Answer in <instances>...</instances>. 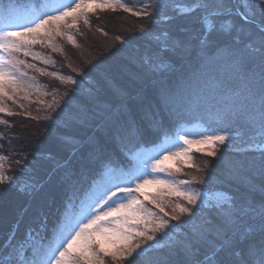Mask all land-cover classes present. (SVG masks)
<instances>
[{
    "label": "trees",
    "instance_id": "trees-1",
    "mask_svg": "<svg viewBox=\"0 0 264 264\" xmlns=\"http://www.w3.org/2000/svg\"><path fill=\"white\" fill-rule=\"evenodd\" d=\"M13 1L45 0L0 5ZM117 4L131 11L96 8L63 29L59 49L34 44L50 59L30 71L46 94L0 112V157L12 178L0 183V262L6 249L30 255L49 239L74 195L104 167H125L140 146L199 121L232 135L216 156L193 151L194 166H183L180 178L221 200L189 205L171 197L170 210L181 216L173 239L133 264H240L241 252L261 241L264 148L246 146L261 142L264 32L235 13L233 0ZM236 4L262 24L264 0ZM176 204L194 213L181 214ZM105 264L125 261L106 257Z\"/></svg>",
    "mask_w": 264,
    "mask_h": 264
},
{
    "label": "snow or ice",
    "instance_id": "snow-or-ice-1",
    "mask_svg": "<svg viewBox=\"0 0 264 264\" xmlns=\"http://www.w3.org/2000/svg\"><path fill=\"white\" fill-rule=\"evenodd\" d=\"M112 6L108 3L97 4L95 0H73L71 5L53 6L55 11L47 5H41L30 15L16 14L11 9L5 8L4 30H0V98L13 99L15 93L31 87L25 80L27 73L21 70V65L28 68L33 65L19 60L16 53L23 52L24 56L32 55L30 52L32 45L38 42L50 43L54 38L53 33L55 35L64 34L61 30V22L69 17L73 20L71 25H67L70 28L75 26L78 15L85 16L87 12L94 11L96 8L104 9ZM120 6L126 11H131L124 4ZM261 8H264V4H261ZM240 12H244L243 6ZM136 15H146V13L137 12ZM261 23L264 24V19ZM68 40L73 41V37L69 35ZM8 89L12 90V94ZM3 111L5 109L0 107V112ZM221 131L223 134L206 135L199 140L180 136L179 139L186 147L153 160L150 165L152 171L165 172L168 168H175L179 172L181 169L178 166L168 163L173 159L182 160L186 166L193 167L194 165L187 162L192 159L190 153L194 146H197L195 147L196 152H202L203 149L199 145H206L207 155L216 156L217 144H225L232 135L230 130ZM259 136L261 141L259 147L264 148V97L261 100ZM262 158H264V153H262ZM4 159L6 157H0V183L12 179L3 171L2 161ZM137 179L139 181L138 177ZM150 184L166 188L168 195L184 197L189 205H196L200 195V193L183 191L175 183L165 180L144 179L137 182L135 188L117 187L116 192H111L110 195L115 196L117 192L125 193L131 196L127 203L119 204L115 208L109 207L106 211L93 212L86 223L67 222L64 225L65 230L57 236L54 245H41L33 248L30 255L25 251L13 254L6 249L4 259L0 264H105L106 257H111L113 260L119 257L125 261V264H133L134 261L140 259V253L152 248L153 245L147 242L159 240L160 236L157 233L166 235L165 229L170 227L168 220L155 219L154 214L143 206V202L132 196L133 192L139 193L144 200L149 201L159 208L161 213H164L161 203L145 194V186ZM175 208L179 209L181 214L194 213L193 209L181 204H176ZM110 217L114 219L110 220ZM171 218L180 220L181 216L173 215ZM140 225L143 227H138ZM150 225L152 226L149 227ZM259 225L261 241L258 245L249 244L246 251L241 252L240 264H257V259L258 264H264V207L259 212ZM137 238H142L139 243L135 242ZM141 264H143L142 260Z\"/></svg>",
    "mask_w": 264,
    "mask_h": 264
},
{
    "label": "rangeland",
    "instance_id": "rangeland-1",
    "mask_svg": "<svg viewBox=\"0 0 264 264\" xmlns=\"http://www.w3.org/2000/svg\"><path fill=\"white\" fill-rule=\"evenodd\" d=\"M97 4L101 3H108L113 5V7L120 6L117 3H120V0H95ZM73 3V0H45L41 3L36 2H17L13 1L10 2L6 7L11 9L14 13L20 14V15H30L35 9L39 8L41 5H47L51 8H53V11H55V5L60 6H67L71 5ZM4 10L0 9V30H4ZM78 18H81V16H77L76 20ZM73 23V20L71 17L67 18L65 21L61 22V30L63 32L64 30H69L67 25H71ZM53 37L51 39L50 43H40L39 46L43 45L50 49L56 50L59 49V38L63 37L62 35H55L53 33ZM39 43V42H38ZM37 44V43H36ZM37 47V46H36ZM35 45H32L30 48V52L32 55L24 56L23 52L16 53L15 55L19 60H23L26 62V64L33 65V67L28 68L25 65H21V70L27 73V76L25 77V80L28 84L31 85V87H28L25 91H18L15 93L13 99H9L7 97L0 98V107L4 108L6 112L8 109H11L13 104H20L23 101L31 100L33 96H40L43 94H46L45 90H42L41 84L37 81V79L34 77L33 73L30 71H35L36 73H39L42 71V67H44L45 63H47L50 59L49 57H46V55L39 54L35 49ZM47 48V49H48ZM29 70V71H28ZM9 93L12 94V90L8 89ZM212 103V102H211ZM244 108L246 105H243ZM213 107V106H211ZM217 107V105H215ZM246 109V108H245ZM217 109L215 108V111ZM239 111L243 110L242 108L238 109ZM2 113V112H1ZM211 116L209 119H217V114L213 113L210 114ZM197 117L200 118L199 115ZM176 133L173 136H169L156 144L155 146H140L132 155L129 165L125 167H113V166H107L104 167V169L100 170V173L97 177L89 181V184L83 189L81 193H76L74 197L72 198L71 202L68 204L69 208L64 211L62 219L60 224L58 225L55 233L51 235V237L46 240V242L37 241L35 248L40 247L41 245L48 246V245H54L57 236L64 231V225L71 221V222H87V219L91 218V215L93 212H99V211H106L109 207L115 208L119 204L127 203L128 199H131V196H128L125 193H119L115 196H111V192H116L117 187L119 188H135V185L137 182L142 181L144 179L148 180H165V181H171L175 183L181 190L188 191V192H194V193H200L198 196L197 202L205 201L208 198H213L216 200H221L220 193L215 194L214 196H207V194H204L202 192H198L197 190L190 189L189 186H185L184 181L182 178H180L181 173L183 172L182 167L185 166V162L179 159H173L169 161L168 163L175 164L178 166L181 170L177 172L175 168H168L165 172L156 171L153 172L150 165L152 164L153 160L160 159L163 155L166 153H172L179 151L182 147H186L184 145V142L179 139L180 136H186L189 139L192 140H199L202 136L206 135H213V134H223L221 130L216 131L209 129L207 126L202 124L199 121H195V123L187 126V127H176ZM225 130V129H223ZM195 147H193V150L191 151L190 155L193 159L192 152L195 151ZM203 149V151H207L208 147L206 145H199ZM248 148H261L259 145H248L246 146ZM244 148V147H243ZM191 159V160H192ZM189 160L187 163L189 164ZM131 177V179H129ZM139 178V181L137 179ZM145 194L148 195L150 198L157 199L161 205L164 207V213H161L159 208L155 207L153 204H151L149 201L144 200V197L141 196L139 193L133 192L132 196L137 197L143 202V206L151 211L154 214L155 219H166L169 222L170 227L165 229L166 235L157 233L158 236H160V239L155 242H147L149 244H152V248H158L166 244L167 241H170L174 237V232L177 230L176 226L173 223V219L171 218L172 215H176V211L170 210L169 201L171 197H174V195H168V190L162 186L156 185V184H150L145 186ZM167 199V200H166ZM165 201V202H164ZM168 202V203H167ZM182 205V204H181ZM184 206V205H183ZM167 210V211H166ZM170 211L172 213L169 214ZM167 213V215H165ZM110 220L114 219L112 217L109 218ZM150 225L149 227H151ZM138 227H143L142 225ZM151 234V233H149ZM142 238H137L136 243H139ZM169 243V242H167ZM110 246V245H109ZM149 249H146L145 252L140 253V256L142 254H145Z\"/></svg>",
    "mask_w": 264,
    "mask_h": 264
},
{
    "label": "water",
    "instance_id": "water-1",
    "mask_svg": "<svg viewBox=\"0 0 264 264\" xmlns=\"http://www.w3.org/2000/svg\"><path fill=\"white\" fill-rule=\"evenodd\" d=\"M233 5H234L235 13L237 14L238 12H240V10H239L238 7H237L236 0H233ZM238 16H239L242 20L252 23L253 25H255L256 27H258L259 29H261V30L264 32V25L259 24V23L255 22V21H252V20L248 19V18L245 17L241 12H240V14H239Z\"/></svg>",
    "mask_w": 264,
    "mask_h": 264
}]
</instances>
